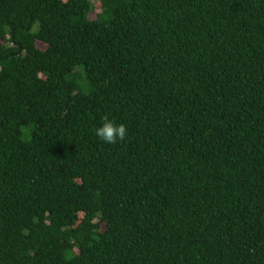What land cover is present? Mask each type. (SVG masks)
<instances>
[{
	"label": "trees",
	"instance_id": "trees-1",
	"mask_svg": "<svg viewBox=\"0 0 264 264\" xmlns=\"http://www.w3.org/2000/svg\"><path fill=\"white\" fill-rule=\"evenodd\" d=\"M93 10L0 0V264H264V0Z\"/></svg>",
	"mask_w": 264,
	"mask_h": 264
},
{
	"label": "clouds",
	"instance_id": "clouds-1",
	"mask_svg": "<svg viewBox=\"0 0 264 264\" xmlns=\"http://www.w3.org/2000/svg\"><path fill=\"white\" fill-rule=\"evenodd\" d=\"M128 128L123 123H117L113 120L104 118L101 126L95 129L97 138L105 144L112 145L123 141L128 136Z\"/></svg>",
	"mask_w": 264,
	"mask_h": 264
},
{
	"label": "rangeland",
	"instance_id": "rangeland-1",
	"mask_svg": "<svg viewBox=\"0 0 264 264\" xmlns=\"http://www.w3.org/2000/svg\"><path fill=\"white\" fill-rule=\"evenodd\" d=\"M93 1V4H94V10L89 14L88 18L89 20H95L97 15L100 13V0H92ZM37 46L40 48V49H45V46L40 43V42H37ZM79 217L81 218L82 215H79Z\"/></svg>",
	"mask_w": 264,
	"mask_h": 264
}]
</instances>
